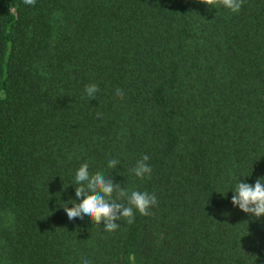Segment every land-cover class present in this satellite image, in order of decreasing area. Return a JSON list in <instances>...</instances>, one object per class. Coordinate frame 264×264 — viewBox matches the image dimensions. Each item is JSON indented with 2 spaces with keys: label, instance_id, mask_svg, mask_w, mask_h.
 I'll return each instance as SVG.
<instances>
[{
  "label": "trees",
  "instance_id": "16d2710c",
  "mask_svg": "<svg viewBox=\"0 0 264 264\" xmlns=\"http://www.w3.org/2000/svg\"><path fill=\"white\" fill-rule=\"evenodd\" d=\"M83 163L153 214L69 220ZM261 177L264 0H0V264H264V217L231 203Z\"/></svg>",
  "mask_w": 264,
  "mask_h": 264
},
{
  "label": "clouds",
  "instance_id": "9594fccd",
  "mask_svg": "<svg viewBox=\"0 0 264 264\" xmlns=\"http://www.w3.org/2000/svg\"><path fill=\"white\" fill-rule=\"evenodd\" d=\"M195 2L206 5L209 10L223 7L233 13H238L244 0H195ZM22 3L34 6L36 0H22ZM84 91L89 100H92L95 99L99 88L93 83L86 85ZM116 96L122 99L123 90L117 89ZM100 115L97 113V118ZM148 159L147 155L143 156L130 169L135 177L144 179L151 175L152 168L146 163ZM118 164L119 161L116 159L108 161V167L111 169H116ZM88 169L87 163L81 164L71 184L75 186V196L82 198L80 202L70 199L62 206L69 220L86 219L96 226L103 222V230L113 232L120 226L116 221L125 219L128 224H132L135 212L141 216L153 214L150 209L157 205V197L154 194L136 190L129 193L120 183H114L111 176H105L100 171L90 174ZM231 191L233 192L231 203L234 207H238L256 220L264 217V177L257 178L254 185L240 180L235 189ZM68 204L73 206L69 207ZM81 264H91V261L82 259Z\"/></svg>",
  "mask_w": 264,
  "mask_h": 264
}]
</instances>
